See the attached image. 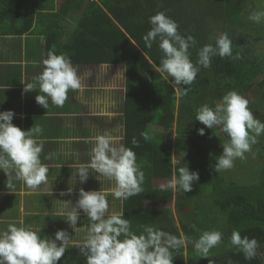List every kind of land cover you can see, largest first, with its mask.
<instances>
[{
	"label": "trees",
	"instance_id": "16d2710c",
	"mask_svg": "<svg viewBox=\"0 0 264 264\" xmlns=\"http://www.w3.org/2000/svg\"><path fill=\"white\" fill-rule=\"evenodd\" d=\"M250 1L0 0V27L9 23L13 31L16 29V35L32 33L45 36V59L51 50L70 57L73 65L125 66L124 146L136 153L145 183L142 184L143 191L125 200L124 218L130 221L134 231H143L144 226L153 224L155 228L159 226V230L177 237L184 233L189 239L184 247L173 251V264H209V261L211 264H263L261 253L252 260L245 259L242 252L231 246L230 237L234 230H238L242 237L255 238L260 247L264 246V170L262 179L256 184L246 186L236 181L225 183L215 171V164L222 152L217 129L208 128L204 135H200L190 125L193 124L190 118L196 117L200 107L208 104L215 109L224 95L230 91L237 92L242 82L240 78L245 72L241 62L219 55L212 57L214 79L211 82L196 79L194 94L182 85L174 86L171 77L166 78L156 71L163 58L159 41L154 42L149 49L143 37L152 27L149 18L158 12H165L178 22V30L182 35L195 38L196 44L189 49L193 61V57L206 45L204 41L210 32L209 22L221 27L236 42L240 40L241 33L246 34L243 39L248 37V32L261 35L262 29L244 21L242 5ZM81 11V18L64 42L66 21L72 14ZM236 36L239 40L235 39ZM235 54L236 50H233ZM263 70L264 64L256 71V76ZM205 74L206 69L200 70V76ZM216 74L219 76L217 79ZM177 86L182 91L179 101ZM259 87L264 90V80L259 83ZM177 121L174 145L171 140L158 142L148 135L150 125L173 128ZM225 136H228L227 133ZM195 137H199L209 147L202 149ZM133 139L138 142V146L133 145ZM174 151L197 154L205 164L196 169L189 168L186 162L175 167ZM207 153L212 154L211 164L206 162ZM182 167L199 173L200 179L193 183L191 192L153 188L154 181L171 180L174 174L178 176ZM174 197L175 214L163 208H147L150 199L172 202ZM206 197H212V200L207 201L209 211L204 225L203 211L195 210L193 201ZM193 212L202 222L195 219ZM176 217L180 230L174 226ZM204 231H220L224 243L213 248L206 258L194 249V242ZM186 247L187 260L184 257Z\"/></svg>",
	"mask_w": 264,
	"mask_h": 264
},
{
	"label": "clouds",
	"instance_id": "9594fccd",
	"mask_svg": "<svg viewBox=\"0 0 264 264\" xmlns=\"http://www.w3.org/2000/svg\"><path fill=\"white\" fill-rule=\"evenodd\" d=\"M248 18L258 24L264 22V10L253 11ZM149 23L152 27L143 37L145 46L150 49L154 42L159 41L163 58L156 71L171 77L174 86L193 84L201 66L211 67L212 57H232L233 42L224 33L216 38L215 46L204 45L198 52L197 61L193 63L189 49L196 44V40L191 35H182L178 30V22L165 12H158L149 18ZM43 64L44 70L36 78V82L24 83V92L34 91L38 83L43 95H36V102L47 109L50 98L54 105L62 107L70 90H82L81 77L71 58L65 54L58 55L50 50ZM248 105L249 101L245 97L236 91H230L215 109L203 105L197 110L196 120L209 129L219 127L230 137V142L223 143V153L215 164L217 173L233 168L236 159H245V153L250 152L252 145L257 143L256 138L264 134V122L254 117ZM14 116L12 110L0 111V170L4 171L8 179L14 170L16 180L23 181L29 189L36 190L48 184V167L42 164L40 158L43 143H38L34 138L43 129L34 125L30 130L24 131L13 124ZM198 131L200 135L205 134L204 128ZM94 140L90 164L80 165L78 168L80 182H87L89 169H92L115 181L112 194L116 199L127 200L143 191L144 172L137 164L136 153L132 148L123 145L116 147L109 134L98 135ZM132 143L138 146L135 139ZM199 179L198 172L182 167L178 176L173 175L167 188L173 192H191L193 183ZM60 195L66 193L61 192ZM81 211L92 222L87 238L79 246L80 253L87 258V264H173V251L184 247L189 239L184 233L177 237L152 226H144L142 234H135L123 212L109 214L106 193L102 190L80 189L75 210L68 213L66 219L73 229ZM121 236L124 237L123 240L120 239ZM70 240L71 236L66 230L57 231L54 239H43L30 228L9 224L7 230L0 232V264H59ZM222 241L223 234L220 231H204L194 242V249L201 257L206 258ZM230 244L242 252L247 260L260 254L259 242L255 238L242 237L238 230L232 232Z\"/></svg>",
	"mask_w": 264,
	"mask_h": 264
},
{
	"label": "crops",
	"instance_id": "0c3cea01",
	"mask_svg": "<svg viewBox=\"0 0 264 264\" xmlns=\"http://www.w3.org/2000/svg\"><path fill=\"white\" fill-rule=\"evenodd\" d=\"M8 25L0 27V111H14L12 122L24 131L34 125L43 129L34 138L43 143L40 158L48 167V184L32 190L23 181L16 180L14 170L10 179L0 170V232L14 224L36 231L43 239H54L57 231L66 230L71 240L59 264H87L79 246L87 238L92 222L82 211L74 229L66 219L75 210L81 188L104 191L109 214L124 213L125 200L116 199L112 194L114 180L89 169L87 182L81 183L77 173L80 165L90 164L96 136L109 134L116 147L124 146L126 68L73 65L81 77L82 90H70L62 107L54 105L49 98L45 109L35 99L36 95H43L38 83L34 91L27 93L24 83L36 82L44 70L46 38L32 33L16 35V29L13 31ZM165 183L157 180L152 186L164 189ZM61 192L66 195L61 196ZM160 203L167 202L150 199L146 205L151 209L163 208ZM131 231L137 235L144 232L132 228Z\"/></svg>",
	"mask_w": 264,
	"mask_h": 264
},
{
	"label": "rangeland",
	"instance_id": "374dc122",
	"mask_svg": "<svg viewBox=\"0 0 264 264\" xmlns=\"http://www.w3.org/2000/svg\"><path fill=\"white\" fill-rule=\"evenodd\" d=\"M243 8H244V21L251 23L253 26L259 28L260 30L262 29L263 32H261V35H258L259 33L254 32H248V37L243 39V37L246 35L244 33H241L239 39L238 36L235 37V39H238L239 41H233V50H236V54L233 55L231 60L239 61L243 65V68L245 69L244 75L240 78L242 81L240 86L238 87L237 92L245 97L249 101V109L252 111L253 115L255 118L259 119L261 122H264V90L259 87V83H261L264 80V70L261 71L262 73L258 74L256 76V71L260 68L261 65L264 64V22L261 23H256L254 21H251L248 17L253 11H261L264 10V0H251L249 3H243ZM83 11L72 14V16L66 21L65 23V31H66V38L70 36L74 28L76 27L78 20L81 18ZM208 26L210 27V32L208 33L206 39L204 42L206 44H212L215 46V40L218 36L224 34L223 30L221 27H215V23L209 22ZM257 34V35H256ZM258 37H261L258 38ZM242 41V42H241ZM198 59V55H195L193 57V63H195ZM213 61L211 60V67L209 68H204L206 69V73L204 76H200L199 73L197 75L196 79L201 80H206L208 82H211L214 79V72H213ZM203 67L201 66L200 70H202ZM163 76L167 78L166 73H161ZM255 74V75H254ZM219 77L216 74V79ZM171 81V80H169ZM224 84V82H223ZM184 86V89L188 90L189 92H192L195 94L194 91V83L186 86ZM225 86V85H224ZM177 91V100L179 101V97L182 94L181 88L179 86L176 87ZM206 102V101H205ZM221 102H217L216 106L220 104ZM178 105V104H177ZM208 105V104H205ZM178 117V115H177ZM179 118V117H178ZM192 120L193 124L190 123L191 128H194L196 132L199 133L200 128H204L205 131L208 129L205 125L200 123L198 120L195 119V117L190 118ZM177 126H178V121L175 122V125L173 128H166V127H158L155 125H150L148 127V135L150 136L151 139L158 141V142H164L166 140L170 141L174 145V139L177 136ZM219 137H221V142L219 143V146L222 147V152L223 153V143H228L230 142V138L228 136H225V132H223L219 127H216ZM170 136H172L170 138ZM196 140H199L201 148H207L209 147L204 141L200 140L199 137H195ZM257 143L252 145L251 151L248 153H245V159H236L234 162V167L229 169V170H222L218 172L217 174L220 175L224 180L225 183H230L231 181H236L240 185H253L256 184L257 181L263 177V170H264V134H261L257 138ZM172 145V146H173ZM184 153H179L175 152L173 153V158H174V166H178L180 164L184 165V162L188 164L189 168L196 169L197 167H201V165L205 162L204 160H200L197 156V154L193 155H188ZM207 158V163L211 164L212 161V154L207 153L206 155ZM264 178V177H263ZM260 179V180H261ZM164 185L163 187L167 188V184L169 183L170 180H163ZM263 182V180L261 181ZM210 189L208 193H210ZM172 202H167V203H160L162 207L166 210H172L173 214H175V203H176V198H174ZM207 199V200H206ZM206 199H198L193 201L196 209H202L203 211V223L205 224V218L207 217V211H209L207 205V201H211L212 197H206ZM196 202V203H195ZM155 205V202H153L152 206ZM194 211V208H193ZM198 215H200V211L197 210ZM194 213V212H193ZM197 214H193L195 219L197 221L202 222L199 217L196 216ZM174 226L180 230V225L177 220V217L174 221ZM221 246L224 245L222 242L220 244ZM263 257V264H264V246L260 247L258 250ZM188 256V249L186 247V252L184 254L185 259L187 260Z\"/></svg>",
	"mask_w": 264,
	"mask_h": 264
}]
</instances>
